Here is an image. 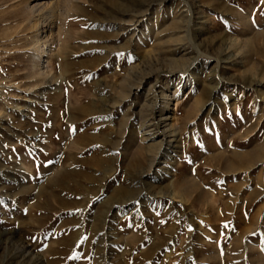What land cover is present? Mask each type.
I'll list each match as a JSON object with an SVG mask.
<instances>
[{
  "label": "rangeland",
  "instance_id": "374dc122",
  "mask_svg": "<svg viewBox=\"0 0 264 264\" xmlns=\"http://www.w3.org/2000/svg\"><path fill=\"white\" fill-rule=\"evenodd\" d=\"M0 240V264H264V0H0Z\"/></svg>",
  "mask_w": 264,
  "mask_h": 264
},
{
  "label": "bare ground",
  "instance_id": "6f19581e",
  "mask_svg": "<svg viewBox=\"0 0 264 264\" xmlns=\"http://www.w3.org/2000/svg\"><path fill=\"white\" fill-rule=\"evenodd\" d=\"M185 16V15H184ZM174 17L172 16V14L171 15H164V14H161L160 12L157 14V16L155 17V19H154V25H153V27H155V30H158V24H159V22H160V20H164V21H168V20H174L173 19ZM189 18V17H188ZM191 18V17H190ZM180 19V18H179ZM178 20V19H177ZM182 24V21H176L175 22V25L177 26V27H179L180 25ZM169 25H170V22H169ZM175 26V27H176ZM38 27V26H37ZM34 28H35V26H34ZM40 29V28H39ZM37 30V29H36ZM169 31V30H168ZM176 31V30H175ZM35 32V31H34ZM150 32H151V29H148L147 31H146V33H143V35H144V37H149V34H150ZM159 33V32H158ZM38 34H39V32H38ZM51 35H53V34H51ZM174 35H175V33H174ZM35 37H36V34H35ZM34 37V39H36ZM38 37H40V36H38ZM50 37V38H49ZM54 38V37H53ZM52 38V36H48L47 37V39H46V41L45 42H50L51 41V39H53ZM37 41H40V40H42V39H40V40H38V38L36 39ZM33 41H35V40H33ZM47 45V44H46ZM39 49V48H38ZM44 50V49H43ZM40 51H42V50H40ZM42 53H43V51H42ZM41 53V54H42ZM43 55V54H42ZM41 55V56H42ZM47 55V54H46ZM45 56V55H44ZM42 59V58H41ZM38 65V64H37ZM41 65H43V64H41ZM40 66V65H39ZM43 68V67H42ZM42 68H40V70L38 71L39 72V74L42 72L41 71V69ZM45 72V71H44ZM42 74H43V72H42ZM189 74V73H188ZM194 80V78L193 77H189V79L187 80L188 81V83H190V85L192 86L193 85V81ZM143 81V80H142ZM142 83L140 82L139 83V85L136 87V90L137 91H134V89L132 88V90H129L128 92H126V94L125 93H122V95L123 94H125V95H123L122 97L120 96L119 97V99L117 100L118 102H119V105L121 104H125L126 102H127V100H129V99H131V97H129L130 95V93H131V91H133L134 93H132V94H138V92L142 89V85H141ZM141 85V86H140ZM129 86V85H128ZM133 87V86H132ZM180 89V87H177L176 88V90H175V92H174V96H176L177 95V93H178V90ZM124 90H125V88H124ZM123 90V91H124ZM122 91V92H123ZM163 100H164V108H162V110L160 111V114H159V117L156 119L157 120V122H158V124L159 125H163V127H166L167 128V130H169L168 132H171V134H173L174 135V133H175V125L173 124V123H171V122H169V119L171 118V115H166V113H167V111L169 112V113H173V112H170L171 111V109L172 110H174L175 108H171V102H172V98H170V95H165L164 97H163ZM197 104V103H196ZM128 108V107H127ZM141 108V107H140ZM130 109V108H129ZM126 111H128V110H126ZM126 111L123 113V115L125 114L126 115ZM126 119H127V117H126ZM143 119V118H142ZM154 122H155V120H154ZM152 125H154V124H152V121H151V119H146V120H144L143 122H141V124H139V126H138V128L137 129H134L133 130V136L134 137H136L137 139L136 140H140V141H143V142H145V144H146V146H145V148H147L148 150H149V157H150V166L152 167L153 165H154V161H155V159H156V157H157V154L159 153V150L161 149V146L163 145V140L162 141H160V140H157V135L155 134L156 133V130H154L153 128H151V126ZM125 128H126V126H125ZM156 128V127H155ZM161 128V127H160ZM153 129V130H152ZM158 129V128H157ZM159 130V129H158ZM162 131V130H161ZM161 135V134H160ZM169 136V135H168ZM159 137V136H158ZM164 137V136H163ZM175 137V136H174ZM75 138V137H74ZM173 138V137H172ZM172 138H171V141H172ZM176 139V138H175ZM164 140H165V138H164ZM99 141V139L95 136V135H93L92 133L91 134H83V135H80V136H78L76 139H73V141H72V143L74 144H90L91 143V145L93 144V143H95V142H98ZM134 141V140H133ZM171 141H169V142H171ZM103 142L104 143H106L107 144V142H108V140L107 139H103ZM161 143H162V145H161ZM97 145V144H96ZM88 146V145H87ZM141 147V146H140ZM105 148V147H104ZM139 148V147H138ZM105 151H103V153H104ZM101 156V155H100ZM89 165H96V166H99V167H102L103 165H105V163L103 164V160H102V158L101 157H96V155L93 157V158H91L89 161ZM86 164V163H85ZM88 166V165H87ZM108 168V167H107ZM106 177V176H105ZM54 181V180H53ZM175 194V193H174ZM176 196V195H175ZM171 233V232H170ZM65 240V239H64ZM68 240V239H67ZM67 240H65V241H67ZM64 242V241H63ZM2 243H3V241L2 240H0V247L2 246ZM64 243H66V242H64Z\"/></svg>",
  "mask_w": 264,
  "mask_h": 264
}]
</instances>
